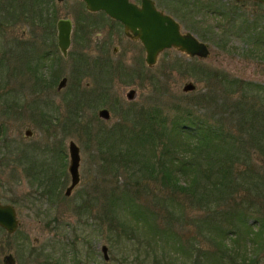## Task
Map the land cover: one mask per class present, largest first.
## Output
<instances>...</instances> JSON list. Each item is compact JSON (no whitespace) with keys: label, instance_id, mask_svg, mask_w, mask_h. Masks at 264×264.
I'll return each instance as SVG.
<instances>
[{"label":"rangeland","instance_id":"374dc122","mask_svg":"<svg viewBox=\"0 0 264 264\" xmlns=\"http://www.w3.org/2000/svg\"><path fill=\"white\" fill-rule=\"evenodd\" d=\"M156 2L158 10L180 24L182 33L207 45L206 58L170 49L159 54L155 65L149 67L139 43H118L114 31L94 27L88 30L85 49L78 44L71 48L70 54L78 57L76 61L61 60L55 67L30 65L28 71L22 55L24 42L37 36L35 52L29 54H40L48 26L36 17H29L30 25L0 20V139H10L18 154L24 150L28 162L25 175L16 174L14 168L4 175L12 198H28L17 209L19 226L15 234L8 237L0 231V251L18 254V264H233L235 253L221 255L214 229L219 224L229 241L237 240L240 230L235 228L241 227L226 216L230 213L243 214L250 229L261 221L263 234L255 237L256 242L245 238L239 245L247 250L246 261L264 264V186L252 190L248 180L241 177L242 152H231L235 163L229 174L230 189L222 191L217 185L219 189L213 193L207 190L205 198H201L202 188L192 194L177 189V194L170 197V190L157 188L149 178L139 179L122 168L116 174L108 171L101 158L105 157L104 149L97 146L95 134L103 130L125 127L136 133L148 124H164L170 129L188 113L220 131L224 139L245 144L250 133L240 120L244 114L264 113V94L261 100L244 95L248 109L240 113L234 108L243 99L239 83L260 86L264 91V6L235 0ZM101 30L105 33L100 38L97 32ZM36 73L44 75L46 83L41 82L34 90L29 77ZM63 77L68 79L69 88L57 93ZM56 78V84L46 87ZM224 80L236 84L224 90ZM187 83L194 86L192 91H183ZM129 90L136 92L131 101L126 98ZM101 109L108 110V121L98 117ZM27 129L32 132L30 138L24 135ZM70 140L80 149V182L67 197ZM223 144L221 141L207 152L193 149L191 154L197 155L189 154L188 160L203 167L210 163L209 169L214 170L216 161L208 160L206 154L211 151L214 159ZM252 148L250 143L246 145L245 164L260 169L264 156ZM166 158L164 155L162 159ZM50 180L56 186L55 194L44 190ZM125 186L127 195L119 194L114 207L125 212L127 201L143 210L142 217L149 218L154 235L145 233L144 237V233L123 225H117L116 230L108 228L103 194L113 188L124 193ZM124 212H118L121 220H125ZM251 231L254 236L256 231ZM24 240V248L34 252L26 262L20 258ZM102 245L108 248V262L100 251Z\"/></svg>","mask_w":264,"mask_h":264},{"label":"trees","instance_id":"16d2710c","mask_svg":"<svg viewBox=\"0 0 264 264\" xmlns=\"http://www.w3.org/2000/svg\"><path fill=\"white\" fill-rule=\"evenodd\" d=\"M232 83L236 84L235 81L224 80L222 82V87L225 90L229 88ZM238 85L241 91L240 96L243 99L236 103L234 108L239 109L241 113V110L248 109L247 103L244 100V95L254 100H257L259 97L261 100L264 91L260 86L256 85L252 86L247 83H239ZM222 105L225 106L228 104L222 103ZM261 114V116L260 113L256 114L255 112L252 114H244L245 117L240 120V124L245 127L244 130L250 133V139L247 140L245 144L231 141L229 138L224 139L220 131L218 132V130H215L212 126L199 122L200 120L198 119L191 118L188 113L183 116L184 120L175 122L170 129L164 128V124H161L162 126L160 127H155L153 126L154 124H148L144 125L146 126L144 131L134 133L133 131L127 130L125 127H123L124 130L119 127L108 131H100L95 134V138L97 146L100 149H104L102 153L105 157L101 158L105 163L104 165L107 166L108 171L116 174V172L122 168L129 173L131 172V174L138 175L139 179L149 178L154 182L157 188H161V190L162 188L170 190V192L167 193L170 194V197L171 195L177 194V189H180L182 193L187 192L192 194L196 189L202 188V194L204 196H201V198H205V194L209 189H211V193L217 191L219 187L222 191H228L230 189L232 179H230L229 174L235 163L232 160L231 152L234 149H237L238 153L242 152L243 160L241 165H243L244 168L242 169L243 174L241 173V177L243 175V179L246 181L248 180L249 188L251 187L250 189L256 190L262 185L264 186V183H261L264 177L260 175V170L262 171V169H264V165H261L260 169L257 167L253 169L252 166H246L245 164L247 163L246 159L248 156L246 145H249V143L253 146L252 149L254 152L260 151L264 156V113L262 112ZM221 141L226 144L221 146L222 150L217 154V157L213 159L211 151L206 154L210 156L207 157L208 160L212 159L216 161V169H214L216 172L211 168L209 169V166H211L210 163L205 165V167L208 168L206 170L199 162L188 160L189 154L194 156L197 155V153L191 154L193 153V149L206 150L218 145ZM207 151L208 150H206V152ZM164 155H167L168 158L162 159ZM218 156L222 159L219 160ZM199 157L203 156L199 154ZM237 162L240 161L238 160ZM262 172L264 174V171ZM214 175H217V180L220 178L218 180L219 183H216L217 180L213 179ZM260 177L262 179H260ZM181 184L182 186H179ZM217 185H219V187ZM55 188L56 186L53 180H50L46 187L44 186V190L52 194H54ZM124 188V193L118 190L115 192V188H113L111 189L112 191H109V194L108 192L103 194L106 196L103 214L108 218V228L110 230H116L117 225H123L131 228L133 231L138 230L140 233H144V237L145 233H149L151 236L154 235L153 226L148 221L149 218L146 219L142 217L145 215L143 210H139L135 205L127 201L125 202L127 205L126 213L124 211H118L116 210L117 208L114 207V201L118 200L119 194L127 195L128 188H126V186ZM248 192L251 191L248 190ZM255 193L258 194V191H255ZM118 212H124L125 217H122L125 220L120 219L121 216H118ZM226 216L234 220L236 224L241 227L235 228L239 229L240 232L236 235L237 240L229 241L224 232V228L218 224V226L214 228L217 234V247H220L219 250L221 255L231 251L235 253L236 259L233 260V264H250L245 260V253L247 250L241 247L239 243L245 238L248 240L251 239L252 242H256L255 237H259L263 234L261 228L259 229V225H262V223L258 221V225L253 227L256 232H254L255 235L252 236L251 230L253 229H250L252 226L245 225L247 218L245 217L244 219L243 214L236 216L234 213H230ZM232 224L233 221L230 225ZM244 226L245 228H242ZM231 233L237 232L236 230H232ZM245 233H248V236L245 235ZM229 242H231V244L227 247Z\"/></svg>","mask_w":264,"mask_h":264},{"label":"flooded vegetation","instance_id":"af4514ba","mask_svg":"<svg viewBox=\"0 0 264 264\" xmlns=\"http://www.w3.org/2000/svg\"><path fill=\"white\" fill-rule=\"evenodd\" d=\"M127 1L137 8H140L144 1H151L158 10L156 5L157 0ZM29 17L38 18L42 24H45L48 27L43 32L45 36L41 40L43 48L40 54L37 53L32 56V53L35 52L33 46L35 43L34 41L37 40V36H34V41L24 42L26 49L22 52V55L23 58L25 57L24 62L26 63V69L28 71L30 65L34 67H43L45 65L55 67L61 60L74 59L76 61L78 57L76 54H70L71 48L74 44H78L79 47L85 49V44L88 41V30H91L94 27L98 30H112L114 31V34H117L115 38H117L116 41L118 43L121 41L127 43H139V47L144 50L139 41L134 40L125 34L122 23L111 19L103 11H90L87 8L85 0H0L1 23L2 21L9 22V24L24 22L25 24L30 25L28 21ZM60 22L61 24H59ZM109 24L113 27H110ZM67 27L69 29L68 43H62L60 45L59 32H65ZM103 33L105 32H97V36H100L101 38ZM45 46L47 49H45ZM61 46L63 47V51ZM30 51L32 52L31 54H29ZM112 51L113 53H116L117 48L114 47ZM57 79L58 78L54 79V81L49 80L48 82L51 85H46V87H52L54 83H57ZM29 81L33 83L34 90L39 88L41 82L46 83L44 75L42 76L38 73L29 77ZM62 81H64V83L60 86ZM67 86H69L68 79L66 77L61 78L57 84L56 92L60 93L63 89L69 88ZM16 151L17 149H14L13 145L10 143V139H0V206L11 207L15 213L17 221V228L13 233H9L4 227L0 226V231L6 233L8 237L13 236L18 229L19 220L17 209L19 208V205H25L28 201L27 196L12 198L10 185L4 178V175H6L11 168H14L16 174L20 173L23 175H25L28 170L27 157L22 154L24 153V150H22L20 154H18L20 151H18V153ZM1 240L2 239H0V242ZM25 245L26 243L24 240L22 243V250H20V258L22 257L21 260L23 262H26L28 257L32 258L34 255V252H30L24 248ZM8 257L12 259L13 264H18V254L16 255L10 251L7 253L0 251V264H5Z\"/></svg>","mask_w":264,"mask_h":264},{"label":"water","instance_id":"95a60500","mask_svg":"<svg viewBox=\"0 0 264 264\" xmlns=\"http://www.w3.org/2000/svg\"><path fill=\"white\" fill-rule=\"evenodd\" d=\"M90 11H103L113 20L123 24L125 34L134 40L139 41L145 50V62L149 67L155 65L158 55L165 50L175 49L186 56L206 58L209 54L205 44L199 42L189 33L182 34L179 24L170 16L158 11L151 1H144L140 8L128 3L127 0H85ZM237 2L252 1L264 5V0H235ZM61 24V22L59 23ZM60 31V30H59ZM64 34V35H63ZM69 29L59 32L60 45L68 43ZM62 51L63 47L61 46ZM64 81L60 84L63 85ZM194 86L187 83L183 91H192ZM136 95L135 90H129L126 98L131 101ZM100 119L108 121L110 114L107 109H101L97 113ZM27 138L32 136V132L27 129L24 132ZM69 165L68 174L70 185L65 190V195L69 196L80 182V149L72 140L67 145ZM0 226L9 233H13L17 228L15 213L11 207L0 206ZM100 251L105 261L109 260L108 248L105 245L100 247ZM5 264H13L10 257Z\"/></svg>","mask_w":264,"mask_h":264}]
</instances>
